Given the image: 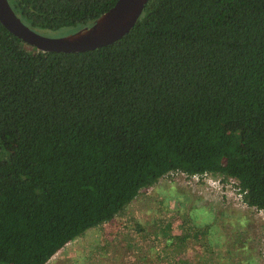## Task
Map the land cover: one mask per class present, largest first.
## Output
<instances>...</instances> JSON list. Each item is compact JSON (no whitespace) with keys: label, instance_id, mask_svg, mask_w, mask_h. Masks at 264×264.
<instances>
[{"label":"trees","instance_id":"obj_1","mask_svg":"<svg viewBox=\"0 0 264 264\" xmlns=\"http://www.w3.org/2000/svg\"><path fill=\"white\" fill-rule=\"evenodd\" d=\"M114 1L8 0L57 34ZM173 170L233 176L264 208V0H146L73 52L0 23V264H43Z\"/></svg>","mask_w":264,"mask_h":264},{"label":"rangeland","instance_id":"obj_2","mask_svg":"<svg viewBox=\"0 0 264 264\" xmlns=\"http://www.w3.org/2000/svg\"><path fill=\"white\" fill-rule=\"evenodd\" d=\"M227 192L229 187L217 191L186 185L175 174L162 175L101 226L100 234L112 230L113 241L106 246L119 264H178L180 259L186 264H264V209L238 206ZM181 233L184 238L174 237Z\"/></svg>","mask_w":264,"mask_h":264},{"label":"water","instance_id":"obj_3","mask_svg":"<svg viewBox=\"0 0 264 264\" xmlns=\"http://www.w3.org/2000/svg\"><path fill=\"white\" fill-rule=\"evenodd\" d=\"M146 0H115L89 25L58 35H46L26 25L11 8L0 0V23L20 40L40 51H83L108 44L132 25Z\"/></svg>","mask_w":264,"mask_h":264},{"label":"crops","instance_id":"obj_4","mask_svg":"<svg viewBox=\"0 0 264 264\" xmlns=\"http://www.w3.org/2000/svg\"><path fill=\"white\" fill-rule=\"evenodd\" d=\"M108 221L86 228L81 235L65 242L43 264H104L103 257H106L105 264H119L117 256L109 253L106 246L113 241L112 230L106 229L103 236L100 234V227ZM111 258H115L114 263Z\"/></svg>","mask_w":264,"mask_h":264},{"label":"built area","instance_id":"obj_5","mask_svg":"<svg viewBox=\"0 0 264 264\" xmlns=\"http://www.w3.org/2000/svg\"><path fill=\"white\" fill-rule=\"evenodd\" d=\"M166 174H175L177 175V178L180 177L181 179L184 180V182H186V185H190V186L195 185L196 187H203L205 185H210L214 187L217 191H219L222 186L229 187V192L226 193L227 198L232 199L233 202L238 206H243V207L249 206L243 201L241 196V191H239L238 189V185H237L238 181L233 176H223L220 174L214 175L208 171L186 174L184 171L181 170H173ZM260 209H264V208H260Z\"/></svg>","mask_w":264,"mask_h":264}]
</instances>
